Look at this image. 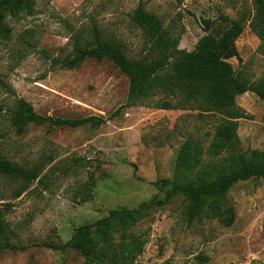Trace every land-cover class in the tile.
Segmentation results:
<instances>
[{
  "label": "rangeland",
  "instance_id": "1",
  "mask_svg": "<svg viewBox=\"0 0 264 264\" xmlns=\"http://www.w3.org/2000/svg\"><path fill=\"white\" fill-rule=\"evenodd\" d=\"M138 4L177 35V48L185 51L203 35L221 31L227 20L252 12L251 0H34L31 15L7 19L11 35L0 41V79L12 93L0 88V157L27 165L43 155L51 160L40 174L41 184L34 181L16 199H10L15 185L0 177V204L11 205L5 212L9 243L24 247L2 252L0 264H82L79 253L58 248L76 227L148 201L146 216L129 229L144 241L133 264H263L264 177L228 190L234 214L228 227L213 218L186 221L182 197L165 200L153 185L171 179L183 138H195L206 148L219 116L122 107L126 77L106 60L88 59L73 70L50 64L68 55L91 25L120 40L128 57L146 56L148 43L129 20ZM234 44L239 61L228 60L232 69L249 81L264 77V49L247 26ZM14 98L40 116H95L104 123L30 124L16 133L5 112ZM235 104L248 115L238 120L240 150H264V100L247 92Z\"/></svg>",
  "mask_w": 264,
  "mask_h": 264
},
{
  "label": "trees",
  "instance_id": "2",
  "mask_svg": "<svg viewBox=\"0 0 264 264\" xmlns=\"http://www.w3.org/2000/svg\"><path fill=\"white\" fill-rule=\"evenodd\" d=\"M33 8L34 0H0V41L11 35L6 20L29 16ZM251 9L250 14L227 20L216 34L203 35L191 51H185L177 48L178 36L138 4L129 13V20L148 43L146 56L128 57L120 40L91 25L87 35L73 43L68 55L50 60L51 65L65 70L77 69L88 59L110 62L127 80L122 105L125 108L138 104L159 110H194L219 116L206 148L195 138H183L174 153L171 179L153 183L163 192L165 200L173 195L182 197L186 221L205 217L230 226L234 214L233 208L227 205L228 190L237 182L264 177V150L241 151L239 148L238 120L248 115L235 104V98L247 92L264 100V77L249 81L228 62L230 59L239 61L234 42L245 26L264 49V0H251ZM0 88L12 93L1 79ZM3 108L0 105V113ZM5 112L9 113V124L16 133H22L30 124L76 128L104 123L101 117L95 116H40L21 98H14L12 107ZM50 160L48 155H43L27 165L0 157V177L15 185L10 199L18 198L34 181L41 184L40 174ZM87 178L89 182L92 180L91 175ZM150 204L148 201L134 209L110 210L102 218L76 227L58 248L76 251L82 257V264H133L144 241L130 234L129 229L146 216ZM10 207L8 202L0 204V254L24 249L9 243L5 212Z\"/></svg>",
  "mask_w": 264,
  "mask_h": 264
}]
</instances>
